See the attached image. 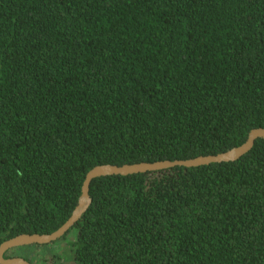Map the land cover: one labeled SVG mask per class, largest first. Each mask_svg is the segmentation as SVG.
<instances>
[{"label":"trees","instance_id":"16d2710c","mask_svg":"<svg viewBox=\"0 0 264 264\" xmlns=\"http://www.w3.org/2000/svg\"><path fill=\"white\" fill-rule=\"evenodd\" d=\"M256 128L264 0H0V245L58 230L95 166L216 155ZM89 196L61 239L4 257L264 264L263 138L234 161L94 178ZM60 241L68 259L37 252Z\"/></svg>","mask_w":264,"mask_h":264},{"label":"water","instance_id":"95a60500","mask_svg":"<svg viewBox=\"0 0 264 264\" xmlns=\"http://www.w3.org/2000/svg\"><path fill=\"white\" fill-rule=\"evenodd\" d=\"M258 138L264 139V128L253 129L248 139L242 145L235 147L229 151L219 153L216 155L199 156L194 159L188 160H164L156 162H140L134 164H124V165H114V164H103L95 166L91 169L84 181L82 187V195L78 206L74 210L72 216L56 231L50 234H20L16 237L4 241L0 245V264H31L28 260L23 257L15 256L6 258L4 253L12 248L31 246V245H45L55 242L61 239L81 218L83 213L87 210L91 203V198L89 196V188L92 180L106 175H128L135 173H143L147 171H157L161 169H166L174 167L177 165L194 167L200 165H207L216 162H228L234 161L240 158L242 155L250 151L255 141Z\"/></svg>","mask_w":264,"mask_h":264},{"label":"rangeland","instance_id":"374dc122","mask_svg":"<svg viewBox=\"0 0 264 264\" xmlns=\"http://www.w3.org/2000/svg\"><path fill=\"white\" fill-rule=\"evenodd\" d=\"M72 237H73V232L71 234H69V238H72ZM51 247H53V248H51ZM54 248H56L58 252L63 253V255L66 256V258L64 257L65 259H68L71 256V252L69 251V248H68V246H67L65 241L57 242L53 246L47 247L46 249H39L38 251L37 250L36 251L41 253V252H43L45 250L48 251V250L54 249ZM36 251H33V252H36ZM28 253H29L30 256L33 255V253H31V252H28ZM60 263H63V262H60Z\"/></svg>","mask_w":264,"mask_h":264}]
</instances>
